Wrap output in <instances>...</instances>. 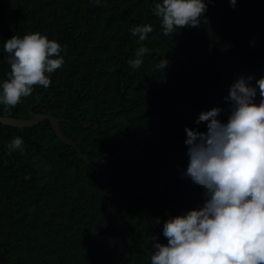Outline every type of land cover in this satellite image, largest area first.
Masks as SVG:
<instances>
[{"label":"trees","instance_id":"1","mask_svg":"<svg viewBox=\"0 0 264 264\" xmlns=\"http://www.w3.org/2000/svg\"><path fill=\"white\" fill-rule=\"evenodd\" d=\"M153 6L0 0V81L10 72L3 44L12 35L38 31L64 57L48 88L33 85L14 107L0 104V116L27 119L31 108L64 119V135L88 159L142 157L88 165L48 121L0 125V264H150L151 236L167 242L165 219L202 203V187L183 175L184 127L206 130L194 120L213 106L225 120L229 85L264 75V0H211L198 26L172 35ZM145 23L153 31L140 42L130 28ZM141 46L147 51L133 70L128 61ZM162 55L168 67L155 70ZM16 136L23 150L9 151Z\"/></svg>","mask_w":264,"mask_h":264},{"label":"clouds","instance_id":"2","mask_svg":"<svg viewBox=\"0 0 264 264\" xmlns=\"http://www.w3.org/2000/svg\"><path fill=\"white\" fill-rule=\"evenodd\" d=\"M101 1L94 0V5ZM210 2L153 0L152 12L160 18L163 34L172 35L184 26H198ZM228 3L234 7L236 0ZM152 31L153 25L147 23L130 28L140 42ZM3 48L10 54L8 78L0 81V104L6 106L14 107L21 97L29 96L33 85L48 88L50 74L64 63L61 44L38 31L22 37L12 35L4 40ZM146 51L139 47L135 58L128 61L133 70L141 66ZM168 64L162 55L153 67L164 71ZM253 79L252 75L242 74L229 85L224 97L229 102L225 120L218 118L223 109L213 106L201 111L194 120L196 125L205 122L206 130L184 127L187 166L183 175L202 187V203L165 219L162 234L167 242L161 243L155 235L151 236L150 264H264V75L255 78L254 83ZM31 114L40 113H33L30 108V118ZM59 120L60 127L67 122ZM23 143L22 137H13L8 150H23ZM80 152L84 159L101 165L129 158L102 163L127 153L99 161Z\"/></svg>","mask_w":264,"mask_h":264},{"label":"water","instance_id":"3","mask_svg":"<svg viewBox=\"0 0 264 264\" xmlns=\"http://www.w3.org/2000/svg\"><path fill=\"white\" fill-rule=\"evenodd\" d=\"M42 121H49L54 134L59 138V140H61L64 144L73 147L76 150V152L81 155V157L83 158V160L86 163H88V164H95L96 163L94 161L84 159V157L81 154L78 147L72 141H70L66 137H64L62 129L60 127L61 121L59 119H56L50 115H43V114H31L30 119H17V118L1 117L0 116V125L12 127V128H18V129L30 128V127H33V126L41 123ZM119 157L135 158V157L128 155V154H123L121 156L115 155V156L109 158L107 161H104L102 163L113 162Z\"/></svg>","mask_w":264,"mask_h":264}]
</instances>
